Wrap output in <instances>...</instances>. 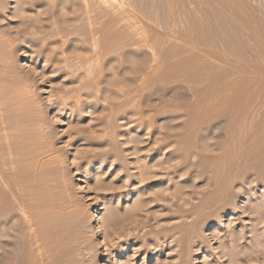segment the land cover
I'll return each mask as SVG.
<instances>
[{
    "label": "rangeland",
    "instance_id": "1",
    "mask_svg": "<svg viewBox=\"0 0 264 264\" xmlns=\"http://www.w3.org/2000/svg\"><path fill=\"white\" fill-rule=\"evenodd\" d=\"M0 121V261L264 264V0H0Z\"/></svg>",
    "mask_w": 264,
    "mask_h": 264
},
{
    "label": "bare ground",
    "instance_id": "2",
    "mask_svg": "<svg viewBox=\"0 0 264 264\" xmlns=\"http://www.w3.org/2000/svg\"><path fill=\"white\" fill-rule=\"evenodd\" d=\"M103 31V30H102ZM64 42V41H63ZM43 43V42H42ZM62 43V42H61ZM76 44V43H75ZM55 45H56V43H55ZM61 46H62V44H61ZM69 46V45H68ZM74 46V45H73ZM56 47V46H55ZM63 47V46H62ZM54 48V47H53ZM73 48V47H72ZM71 48V49H72ZM101 48V47H100ZM65 49V48H64ZM68 50L69 49H67L65 52H66V54L65 53H62L64 56H63V65H64V68L66 69V68H68L69 69V71L71 72V73H76L77 72V69H80L81 67L79 66L80 64H75L74 66H72L71 65V63H70V60H72V59H75V58H78L75 54H72L73 52H71V50H69V52H68ZM59 51V50H58ZM57 51V52H58ZM78 51V50H77ZM87 51V50H86ZM83 52V51H82ZM85 52V51H84ZM97 52H98V50H97ZM62 54H60V55H62ZM78 54V53H77ZM81 54V53H80ZM82 56V55H81ZM87 56V55H86ZM57 57H59V56H57ZM88 57H89V55H88ZM77 60V59H76ZM57 61V60H56ZM81 62V61H80ZM57 63V62H56ZM53 64V63H52ZM82 66V65H81ZM133 69V68H132ZM14 71V70H13ZM86 71V70H85ZM78 73V72H77ZM83 73V72H82ZM75 75V74H74ZM85 76V75H84ZM90 76V75H89ZM88 77V76H87ZM132 80V79H131ZM129 81V80H128ZM82 82H83V80H82ZM81 82V83H82ZM134 82V81H133ZM136 83V82H135ZM243 83V82H242ZM118 85H120V83L118 84ZM131 85H133V84H131ZM121 86V85H120ZM124 86V85H123ZM136 86V85H135ZM129 87V86H128ZM236 87V86H235ZM124 90V89H123ZM129 91V90H128ZM123 92V91H122ZM237 92V91H236ZM243 92V91H242ZM129 95L131 94L132 96H133V94H132V92L131 93H128ZM239 94V93H238ZM121 95V94H120ZM130 95V96H131ZM244 95V94H243ZM131 96V97H132ZM125 98V97H124ZM133 98V97H132ZM213 98V97H212ZM223 98V97H222ZM216 99V98H215ZM131 100V99H130ZM227 100V99H226ZM68 104V103H67ZM209 104V103H208ZM226 104V103H225ZM236 104V103H235ZM205 105V104H204ZM238 105V104H237ZM74 106V105H73ZM209 106V105H208ZM213 106V105H212ZM234 108V107H233ZM20 110V109H19ZM237 110V109H236ZM200 114V113H199ZM205 115V114H204ZM133 119V118H132ZM203 119V118H202ZM234 119V118H233ZM3 121V120H2ZM9 121V120H8ZM11 121V120H10ZM135 121V120H134ZM201 121V120H200ZM1 122V121H0ZM12 122V121H11ZM10 122V123H11ZM9 124V123H8ZM14 124V123H13ZM2 125V122H1V124H0V126ZM4 125V124H3ZM11 125V124H10ZM42 125V124H41ZM5 126V125H4ZM3 126V127H4ZM6 126H7V124H6ZM5 126V127H6ZM13 126V125H12ZM45 126V125H44ZM43 126V129H42V127H41V129H42V131H44L45 130V127ZM102 126V125H101ZM3 127L1 126V130H3ZM14 127V126H13ZM102 127H104V125L102 126ZM107 127V126H106ZM11 128V130H12V127H10ZM20 128V127H19ZM48 128H49V126H48ZM97 128V127H96ZM111 128H112V126H111ZM7 129H9V127L7 128L6 127V130ZM16 129V128H15ZM257 129V128H256ZM1 130H0V132H1ZM5 130V129H4ZM98 130H100V129H98ZM101 130H102V128H101ZM194 130V129H193ZM255 130V129H254ZM47 131V130H46ZM91 131H93V130H91ZM5 132V131H4ZM4 132H2V133H0V180H3V182L5 183V184H7L8 186H10L11 185V183H12V181H11V179H10V171H9V169H11V168H13V167H11L10 168V166H9V168H6L5 166H7V165H10V163L12 162L13 163V161L11 160V158L13 159V157H11V158H9L8 157V155L9 154H13V152H15V151H11L10 153L8 152L10 149H11V144L12 143H9V142H11V140H12V138L14 137L12 134H10V133H4ZM8 132H10V130L8 131ZM15 132V131H14ZM21 132V131H20ZM39 132V131H38ZM49 132H51V131H49ZM94 132V131H93ZM99 132V131H98ZM18 133V132H17ZM46 133V132H45ZM51 134H52V132H51ZM18 135V134H17ZM17 135H16V137H17ZM25 135V134H24ZM21 136V135H20ZM50 138V137H49ZM20 139V138H19ZM22 139V138H21ZM233 139V138H232ZM16 140V139H15ZM28 140V139H27ZM253 140V139H252ZM13 141V140H12ZM17 141H18V139H17ZM23 141H25L24 139H23ZM254 141H255V139H254ZM15 142V141H14ZM20 142V141H19ZM24 143V142H23ZM15 144V143H14ZM21 144V142L19 143V145ZM26 145H27V143H25ZM13 145V144H12ZM16 145H18L17 143H16ZM23 147H25L24 145H22ZM21 146V147H22ZM16 147V146H15ZM20 147V148H21ZM136 147V146H135ZM226 147V146H225ZM250 147V146H249ZM19 148V147H18ZM27 148V147H26ZM12 149H15V148H12ZM262 149V148H261ZM16 150V149H15ZM20 150V149H19ZM24 150V149H23ZM31 150V149H30ZM21 151H22V148H21ZM25 151H26V149H25ZM5 152H8V155H7V157L8 158H5V157H2V154L3 153H5ZM17 152H18V149H17ZM23 152V151H22ZM240 152H241V150H240ZM252 152V151H251ZM27 155H26V157L28 156V153H26ZM33 154H35V153H33ZM254 154V153H253ZM13 155H15V154H13ZM17 155V154H16ZM23 155V154H22ZM24 155H25V153H24ZM234 155V154H233ZM244 155V154H243ZM5 156H6V154H5ZM11 156V155H10ZM262 156V155H261ZM20 158H21V155H20ZM29 158V157H28ZM15 159V158H14ZM22 159V158H21ZM17 160H20L19 158H17ZM23 160V159H22ZM243 160V159H242ZM220 161V160H219ZM14 162H15V160H14ZM257 162V161H256ZM20 163V162H19ZM16 164H18V163H16ZM216 164V163H215ZM229 164V163H228ZM239 165H240V163H238ZM248 164V163H247ZM14 165V164H13ZM237 166V165H236ZM215 167V166H214ZM217 167V166H216ZM240 168V167H239ZM225 169V168H224ZM241 169V168H240ZM214 170V169H213ZM213 175V174H212ZM239 175V174H238ZM11 176H12V174H11ZM218 176V175H217ZM216 178V177H215ZM1 183H2V181H1ZM233 183V182H232ZM13 184V183H12ZM2 185H3V183H2ZM232 185V184H231ZM223 186V185H222ZM221 188V187H220ZM220 188L218 189V193L217 194H219L218 195V197H216L218 200H219V197L221 198L220 199V201H222L223 199H222V197H224V195H225V197H226V195H228L229 196V194H227V192H228V190L226 189V188H222L221 190H220ZM12 189H14V187L12 188ZM23 189V188H22ZM4 190H5V188H4ZM21 190V189H20ZM220 191V192H219ZM180 192V191H179ZM148 193H150V192H148ZM214 193H216V192H214ZM214 193H212V194H214ZM5 195V192L3 191V189H2V186L0 185V198H2L3 196ZM208 195V197H209V194H207ZM206 195V196H207ZM214 196H216V194L214 195ZM214 196H210V199L211 198H213ZM206 199H208L207 197H205ZM205 198L203 199V201L205 200ZM167 199V198H166ZM225 199V198H224ZM181 200V199H180ZM198 200V199H197ZM200 200V202H201V199H199ZM213 200H216L215 198H213ZM212 199H211V201H213ZM202 201V203L201 204H203L204 202ZM185 202H186V200H185ZM184 202V203H185ZM199 202V201H198ZM200 202L198 203V205L200 204ZM206 202V201H205ZM223 202V201H222ZM2 202H1V200H0V204H1ZM224 203V202H223ZM174 204V203H173ZM200 204V205H201ZM220 204H221V202H220ZM2 205V204H1ZM181 205V204H180ZM197 205V204H196ZM195 205V206H196ZM197 205V206H198ZM200 205L198 206L199 208H200ZM219 205V204H218ZM216 206V205H215ZM169 207V206H168ZM173 207H174V205H173ZM201 207H203L202 205H201ZM141 208V207H140ZM186 208H188V207H186ZM207 208V207H206ZM176 209V208H175ZM173 210V209H172ZM187 210V209H186ZM214 210V209H213ZM175 211V210H174ZM199 211H200V209H199ZM204 211V210H203ZM193 212V211H192ZM173 213V212H172ZM186 213V212H185ZM194 213V212H193ZM205 213V212H204ZM190 215V214H189ZM208 216V215H207ZM204 219V218H203ZM196 220H198V218L196 219ZM197 223H198V221H197ZM27 224H28V222H27ZM179 226V225H178ZM192 226V225H191ZM196 227V226H195ZM169 230V229H168ZM191 230V229H190ZM176 231V230H175ZM191 232H193V231H191ZM232 234V233H231ZM11 241V240H10ZM6 243L8 244H11V242H9V241H6ZM13 243L14 242H12V245H13ZM9 246V245H8ZM11 247V246H10ZM9 247V248H10ZM4 248V247H3ZM7 248V247H6ZM5 248V249H6ZM14 249V248H13ZM10 251H12L11 249H10ZM13 252V251H12ZM8 254H6V252L3 250V253H2V257H6ZM12 255H14V254H12ZM17 255H18V253H17ZM35 255H37V254H35ZM9 256V255H8ZM7 256V257H8ZM15 256V255H14ZM14 256L12 257L11 256V254H10V256H9V259H11V258H14ZM6 257V258H7ZM16 257V256H15ZM29 257V256H28ZM6 258L5 259H3L4 261L6 260ZM17 258H18V256H17ZM258 258H260V257H258ZM2 260V259H1ZM0 261V264H8V262L9 261ZM7 260H8V258H7ZM13 260V259H12ZM14 261V260H13ZM13 261H12V263H13ZM18 261V260H17ZM188 261V260H187ZM11 262V261H10Z\"/></svg>",
    "mask_w": 264,
    "mask_h": 264
}]
</instances>
